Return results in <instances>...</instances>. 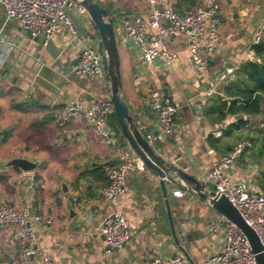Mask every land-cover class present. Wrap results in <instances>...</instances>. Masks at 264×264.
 Instances as JSON below:
<instances>
[{"label":"crops","instance_id":"0c3cea01","mask_svg":"<svg viewBox=\"0 0 264 264\" xmlns=\"http://www.w3.org/2000/svg\"><path fill=\"white\" fill-rule=\"evenodd\" d=\"M113 19L124 93L131 115L141 134L157 131L156 114L147 105L151 91L158 90L166 103L178 105L176 130L164 142L151 145L172 162L186 165L185 171L214 190L209 173L214 161L231 152L239 142L246 148L229 169L233 183L245 182L252 193H264V93L258 115L229 114L221 119L218 105L230 102L224 88L240 80L238 71L226 85L218 76L230 67L247 62L261 63L254 47L264 46V0H219L223 21L220 42L210 57L206 72L188 64V42L178 35L168 41L177 53L171 67L160 61L143 62L139 47L122 30V19L138 15L148 27L153 6L167 0H98ZM209 0H200L199 6ZM76 35L66 28L44 45L32 38L16 20L6 21L0 6V204L29 206L39 221L34 223L36 247L59 264H137L149 257L169 258L183 254L191 264H206L223 246L224 227L220 214L197 193L167 181L170 193L184 192L171 206L180 238L175 243L159 178L145 165L127 173L125 191L116 205L102 191L108 180L82 174L121 162V154L105 145L83 119L61 128L54 116L76 99L90 102L110 98L109 76L88 79L70 73L83 48L89 44L102 51L98 31L91 18L71 9ZM150 30V29H149ZM152 36L155 32L151 30ZM13 45V48L10 47ZM244 121L230 132V126ZM118 144L138 157L122 135L117 119H109ZM221 131L220 137L214 132ZM248 135L244 139L242 135ZM37 163L32 172L7 166L14 158ZM122 212L133 228L130 242L122 250L107 251L102 221L111 211ZM51 218V223L47 219ZM20 248L13 227H0V264L13 258ZM32 261L37 258L33 257Z\"/></svg>","mask_w":264,"mask_h":264},{"label":"built area","instance_id":"2783aa9c","mask_svg":"<svg viewBox=\"0 0 264 264\" xmlns=\"http://www.w3.org/2000/svg\"><path fill=\"white\" fill-rule=\"evenodd\" d=\"M154 4V0H145ZM176 0H167L163 7L153 6L148 27L138 15L122 19L125 35L138 45L142 60L147 65L160 61L164 67H171L177 53L170 49L168 41L175 36H185L188 42V64L197 72H206L210 57L220 42V29L223 21L220 15L219 0H209L185 12H179ZM6 11V21L16 20L32 38L42 37L44 45L66 28L76 35V22L70 11L76 7L80 15L88 16L87 11L70 0H0ZM151 30L155 32L152 36ZM13 48V45L10 47ZM241 67H230L217 78V85H226L229 77ZM70 73L88 79L108 77L104 52L93 44L85 46ZM147 105L157 116V131H148L145 140L153 145L164 142L177 127L178 105L166 103L160 91L153 90L147 98ZM114 114V104L110 98H94L90 102L76 99L67 103L54 116L58 127L64 128L77 119H83L98 134L105 145L116 154H121V162L104 168L108 184L102 194L104 199L116 205L125 191L127 173L144 165L132 152L123 150L117 142L109 119ZM221 131L214 132L220 137ZM248 140L239 142L230 153L213 162L209 178L217 195L226 196L239 210L244 220L259 236L264 247V193H252L245 182L233 183L228 171L243 151L250 147ZM37 167V165H36ZM184 192L176 191L182 196ZM34 216L29 206L16 208L9 203L0 204V227H13L14 237L20 242L17 254L2 264H59L50 254L36 247ZM51 223V218L46 224ZM224 227L222 249L214 253L206 264H256L255 254L243 232L228 218L220 214L218 227ZM107 251H118L126 247L133 235L131 223L120 211H111L102 221ZM36 257V261L31 259ZM137 264H191L183 254L169 258L149 257Z\"/></svg>","mask_w":264,"mask_h":264},{"label":"water","instance_id":"95a60500","mask_svg":"<svg viewBox=\"0 0 264 264\" xmlns=\"http://www.w3.org/2000/svg\"><path fill=\"white\" fill-rule=\"evenodd\" d=\"M76 5L84 8L94 23L105 55L107 72L111 83L112 101L114 114L122 135L134 153L141 159L143 164L150 169L158 178L164 204L167 208L171 233L175 243L180 247V238L172 218L171 206L178 201L176 195L170 193L167 181L175 186L184 185L187 189L197 193L203 199L208 200L211 207L219 214L228 218L245 235L255 254L256 264H264V247L255 230L244 220L239 210L226 196H219L215 190L206 191V183L188 174L186 165L172 162L158 153L144 138L135 124L131 115L124 89L118 48L115 35L113 19L108 9L98 0H70ZM37 163L24 157H17L7 163L9 167L18 168L24 172L35 170ZM182 249V247H180Z\"/></svg>","mask_w":264,"mask_h":264},{"label":"trees","instance_id":"16d2710c","mask_svg":"<svg viewBox=\"0 0 264 264\" xmlns=\"http://www.w3.org/2000/svg\"><path fill=\"white\" fill-rule=\"evenodd\" d=\"M200 0H176V9L179 12H185L199 7ZM256 55L262 58L261 63L247 62L238 71L240 80L231 81L224 88L225 95L230 98V102L221 101L218 105V111L223 119L226 117V111L229 108V114L258 115L261 112L262 94L264 93V46L256 45L254 47ZM116 119L115 114H113ZM244 121L240 120L230 126V132L234 127L240 128ZM264 152V140L262 145ZM91 176L100 181L107 179L103 170L97 169L82 174L81 178Z\"/></svg>","mask_w":264,"mask_h":264},{"label":"rangeland","instance_id":"374dc122","mask_svg":"<svg viewBox=\"0 0 264 264\" xmlns=\"http://www.w3.org/2000/svg\"><path fill=\"white\" fill-rule=\"evenodd\" d=\"M246 136L248 137V135H244V134L242 135V137H243L244 139H247V137H246Z\"/></svg>","mask_w":264,"mask_h":264}]
</instances>
